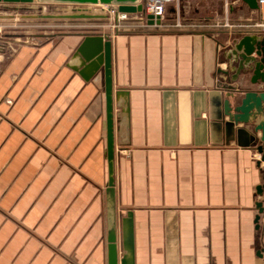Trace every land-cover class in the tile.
I'll return each instance as SVG.
<instances>
[{
	"label": "crops",
	"instance_id": "0c3cea01",
	"mask_svg": "<svg viewBox=\"0 0 264 264\" xmlns=\"http://www.w3.org/2000/svg\"><path fill=\"white\" fill-rule=\"evenodd\" d=\"M177 13L237 26L114 30V16L71 19V31L21 44L0 63V264H107L103 75L84 80L72 68L90 34L111 41L118 258L130 211L133 264H263L264 160L248 137L226 133L220 86L235 73L234 42L264 37L244 26L259 9L178 0L163 20ZM250 76L241 74L242 87L264 88Z\"/></svg>",
	"mask_w": 264,
	"mask_h": 264
},
{
	"label": "water",
	"instance_id": "95a60500",
	"mask_svg": "<svg viewBox=\"0 0 264 264\" xmlns=\"http://www.w3.org/2000/svg\"><path fill=\"white\" fill-rule=\"evenodd\" d=\"M250 9H257V0H243ZM0 2L18 3H66L75 5H108L117 6L122 12L142 11L140 0H0ZM31 18H53V19H106V12L94 13L88 9L74 8L65 13H39L24 15ZM148 24H159V17L153 18L146 15ZM232 54L236 56L234 75L221 87L225 90V98L222 100L221 119L224 129L229 137H235L239 143L248 137V145L253 146L262 154L264 160V88L242 87L241 74L251 73L250 84H264V37L255 33L241 36L233 44ZM74 57H78V63L72 68L80 74L84 80L93 77L101 71L104 83L105 116H106V149L108 161V188L107 208L109 213V225L107 233V264H133V224L132 213L127 211L121 218V247L124 252L118 258L116 231H115V207L113 188V158L114 144L112 132V70H111V41L101 34H90L84 36L77 47ZM225 73V72H224ZM249 127V130H248ZM260 130V137L255 133ZM260 190V187L257 188ZM259 212L262 207L256 203ZM258 215L255 217V221ZM258 255L261 254L258 252ZM264 264V258H263Z\"/></svg>",
	"mask_w": 264,
	"mask_h": 264
},
{
	"label": "rangeland",
	"instance_id": "374dc122",
	"mask_svg": "<svg viewBox=\"0 0 264 264\" xmlns=\"http://www.w3.org/2000/svg\"><path fill=\"white\" fill-rule=\"evenodd\" d=\"M0 53L3 59L21 44H39L53 34L71 31V19L31 18L24 15L69 12L75 4L0 2Z\"/></svg>",
	"mask_w": 264,
	"mask_h": 264
},
{
	"label": "built area",
	"instance_id": "2783aa9c",
	"mask_svg": "<svg viewBox=\"0 0 264 264\" xmlns=\"http://www.w3.org/2000/svg\"><path fill=\"white\" fill-rule=\"evenodd\" d=\"M175 3L176 8L178 7V0H140V4L142 6V11L136 12H122L117 9V6H108V5H100L102 9L105 10L108 17L114 16L111 18V28L114 30L124 29V28H135L137 26L142 25L146 22V15L150 14L155 19L159 17V24L155 22L152 24L153 26L164 27V28H174V29H198V28H232L234 25L229 22L228 18H222L221 20H216L212 22H185L182 18H180L179 14L175 15L171 21H164L163 15L166 11V6L169 3ZM257 5L259 9L260 16L257 20L248 23L244 26L252 29H256L258 31L264 32V0H257ZM74 8L85 9V5H74ZM71 9V10H72ZM110 19V18H109Z\"/></svg>",
	"mask_w": 264,
	"mask_h": 264
}]
</instances>
